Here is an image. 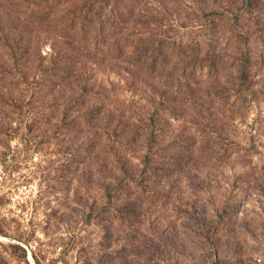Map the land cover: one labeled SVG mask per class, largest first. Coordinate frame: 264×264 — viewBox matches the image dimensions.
<instances>
[{
    "label": "rangeland",
    "instance_id": "1",
    "mask_svg": "<svg viewBox=\"0 0 264 264\" xmlns=\"http://www.w3.org/2000/svg\"><path fill=\"white\" fill-rule=\"evenodd\" d=\"M102 3L0 0V264H264V0Z\"/></svg>",
    "mask_w": 264,
    "mask_h": 264
},
{
    "label": "trees",
    "instance_id": "2",
    "mask_svg": "<svg viewBox=\"0 0 264 264\" xmlns=\"http://www.w3.org/2000/svg\"><path fill=\"white\" fill-rule=\"evenodd\" d=\"M107 3V0H103V3L101 5V8L103 9L104 5ZM47 5L44 6V8H46ZM95 19L101 23V19L100 17L97 15V13H93V12H88L85 16H78L76 18H74V20H76L75 22H71L68 25L65 26V29H63V31H69L73 36H76L79 38V40L81 38H83L81 41H79V44H81L83 47H93V51H101L103 52V54L105 55V57L107 58H113L112 54L114 51L119 50V47H116L115 49H111L110 47H108V49H106L105 51L102 50L104 49V41L103 39H105V34L106 31H103V29H92V25L91 22L92 20ZM78 20V22H77ZM87 24H88V28H87ZM101 27V26H100ZM61 29V30H62ZM89 35L88 38H86V35ZM84 35V37H82ZM130 47L129 48H133L132 43L128 44ZM130 49V50H131ZM129 50V49H128ZM131 52V51H129Z\"/></svg>",
    "mask_w": 264,
    "mask_h": 264
}]
</instances>
